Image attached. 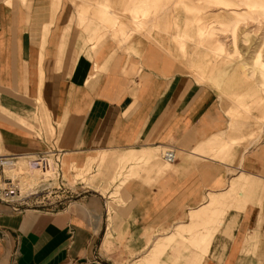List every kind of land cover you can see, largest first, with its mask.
<instances>
[{"label":"crops","instance_id":"crops-1","mask_svg":"<svg viewBox=\"0 0 264 264\" xmlns=\"http://www.w3.org/2000/svg\"><path fill=\"white\" fill-rule=\"evenodd\" d=\"M69 1L0 0V154L61 151L69 189L54 208L0 206V264H120L130 255L135 264H237L254 237L264 245V210L248 206L264 178V142L237 147L234 164L215 160L236 140L217 95L147 61L138 42L127 52L95 48L99 29L78 11L87 1ZM176 35L183 47L185 34ZM236 85L230 109L247 118L252 105ZM232 169L240 172L224 189Z\"/></svg>","mask_w":264,"mask_h":264},{"label":"rangeland","instance_id":"rangeland-1","mask_svg":"<svg viewBox=\"0 0 264 264\" xmlns=\"http://www.w3.org/2000/svg\"><path fill=\"white\" fill-rule=\"evenodd\" d=\"M86 1V6L80 5L78 11L87 12L85 27L96 25L99 29V40H92L95 48L104 41L111 43L118 51L127 52L124 50L126 46L138 42L146 53L147 61L149 55L151 61L155 59L172 67L176 73L190 75L196 83L208 86L217 95L222 111L230 120V132L236 140L225 159L215 160L234 164L237 147L249 151L264 142V121L258 119L264 105L257 104L258 98L264 103V0ZM102 4L107 8L101 7ZM105 11L112 14L107 15ZM108 19L113 21L109 23ZM74 22L84 30V25L79 21ZM179 32L185 34L181 42L183 47L177 44L176 34ZM220 46L226 53L217 55L216 49ZM253 65L255 69L257 66L258 69L262 68V71L256 69L257 73L252 69ZM233 82L237 84L233 90L246 94V101L252 105L247 118L243 117L241 111L233 113V109H230L233 99L229 96L228 87ZM20 167L25 169L23 163ZM239 172L237 169L228 170L229 177L224 189ZM36 176H19L23 193L31 192L37 185ZM81 177L77 175L75 179ZM260 178L262 181L248 206L264 210V178ZM64 196L65 193L59 191L47 197L56 201ZM238 242L233 241L234 244ZM252 242L255 244L253 249L251 245H246L248 251L242 250L243 255L236 257L235 263L264 264V255L256 253L264 245L256 237ZM138 259L130 255L120 258L118 262L135 264Z\"/></svg>","mask_w":264,"mask_h":264},{"label":"built area","instance_id":"built-area-1","mask_svg":"<svg viewBox=\"0 0 264 264\" xmlns=\"http://www.w3.org/2000/svg\"><path fill=\"white\" fill-rule=\"evenodd\" d=\"M61 151L48 150L41 154L2 155L0 154V206L9 212H21L27 209L54 208L64 201H53L47 196L59 191L65 194L69 189L62 175ZM176 151L166 150L162 159L171 165L176 159ZM25 165V169L20 164ZM23 173V174H22ZM19 175H34L38 178L32 191L23 193L19 185Z\"/></svg>","mask_w":264,"mask_h":264},{"label":"bare ground","instance_id":"bare-ground-1","mask_svg":"<svg viewBox=\"0 0 264 264\" xmlns=\"http://www.w3.org/2000/svg\"><path fill=\"white\" fill-rule=\"evenodd\" d=\"M259 71H262V68L261 69H259ZM176 160V159H175ZM175 162V161H174ZM20 176V175H19ZM29 176H33V175H29Z\"/></svg>","mask_w":264,"mask_h":264}]
</instances>
